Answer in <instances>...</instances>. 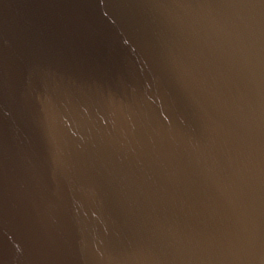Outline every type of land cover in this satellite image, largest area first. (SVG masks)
I'll use <instances>...</instances> for the list:
<instances>
[{"label": "water", "instance_id": "water-1", "mask_svg": "<svg viewBox=\"0 0 264 264\" xmlns=\"http://www.w3.org/2000/svg\"><path fill=\"white\" fill-rule=\"evenodd\" d=\"M0 264H264V0H0Z\"/></svg>", "mask_w": 264, "mask_h": 264}]
</instances>
